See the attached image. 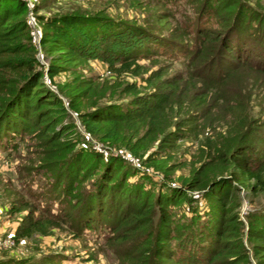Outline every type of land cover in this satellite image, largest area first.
Instances as JSON below:
<instances>
[{"label": "trees", "instance_id": "obj_1", "mask_svg": "<svg viewBox=\"0 0 264 264\" xmlns=\"http://www.w3.org/2000/svg\"><path fill=\"white\" fill-rule=\"evenodd\" d=\"M157 1L166 9L157 21L178 25L167 37L105 15L77 12L38 19L45 28L43 44L53 45L58 53L51 78L76 64L78 58L71 54L101 58L119 76H141L143 59L156 63L167 54L183 62L184 73L172 79L154 72L142 80L155 86L149 94L139 93L137 83L127 84L126 93L134 94L129 102L97 99L90 111L69 103L92 140L111 151L126 150L143 169L163 173L166 182L162 177L161 185L146 172L137 183L130 182L142 168L94 150L90 141L79 138L74 124L65 122L63 102L42 82L27 4L0 0V149L11 154L21 142L37 141L43 163L37 172L44 173L51 187L31 192L28 207L10 209L12 216L28 211L17 239L47 235L52 225L72 219L71 210L80 209L82 217L70 222L75 235L106 233L108 243L126 246L114 251L121 264H131L123 261L132 254L134 264H252L244 237L264 244V210L249 214L245 233L235 212L239 204L233 183L247 185L255 195L264 192V120L250 112L252 100L264 93V5L253 0H185L193 15L180 22L171 6L181 0ZM139 38L144 45L138 46ZM93 91L94 83L81 84L75 98L84 103ZM208 128L212 135L206 134ZM200 136L207 148L205 161L182 188L204 191L210 202L204 221L192 210L197 198L168 184L178 164L166 168L163 160L180 140ZM149 182L151 189L146 188ZM30 200L42 216L35 217ZM47 200L58 204V212L51 202L43 207ZM186 203H191L192 216L184 222L175 219L174 209ZM133 232L138 234L130 241ZM174 242L188 258L175 257ZM263 244L254 247L261 264ZM55 259L42 264H67L65 258Z\"/></svg>", "mask_w": 264, "mask_h": 264}, {"label": "rangeland", "instance_id": "obj_2", "mask_svg": "<svg viewBox=\"0 0 264 264\" xmlns=\"http://www.w3.org/2000/svg\"><path fill=\"white\" fill-rule=\"evenodd\" d=\"M253 1H258L264 5V0ZM25 3L29 8L27 22L32 37L31 43L34 45L36 58L40 64L38 68L44 73L42 82L63 102L68 113L67 117H65V122L74 124L75 130L81 134L79 138L83 141L85 140V142L87 140L90 141L94 150L102 151L108 157H119L132 167L141 169V163L126 150L111 151L99 141L92 140L85 132L78 113L69 107V103L72 102L81 108L84 107L85 111H90L94 106L91 103H94L97 99L100 103L110 101L129 102L133 99L134 94L126 93L127 84L137 83L140 88L138 90L139 93L149 94L155 86H148L142 80H146L154 72H162L163 80L172 79L184 73L185 65L183 62L181 60L176 61L175 56L170 57L167 54L166 56L157 57L158 61L156 63L143 59L141 60V76L136 77L129 74L119 76L101 58L89 56L80 58L78 55L71 54L70 58H78L76 64L69 68L66 67L64 71L51 78L49 75L50 67L57 64L55 57L58 56V53L53 49V45L43 44L45 28L43 23L39 21L38 16H45L49 19L60 14L77 12L90 15H105L116 20L135 24L138 27H145L146 30L150 28L155 34L166 37L178 25L173 21H170L168 25L157 21V15L166 12V9L160 6L157 0H29ZM39 5L40 9L37 11L36 7L38 8ZM171 12L180 22L186 21V15H193L192 7L185 0L179 1L174 6L172 5ZM213 26H215V23H213ZM139 40L140 38L137 42L138 46L144 45V42L139 43ZM132 45L134 46V44ZM87 82L94 83V91L89 95L88 100L83 103L81 99L79 101V99L75 98V92L78 86ZM81 90L86 91V87ZM257 96L251 102L252 110L250 112L253 117L264 120V93L259 91ZM85 102L89 103L90 106L86 105ZM224 129L226 130L227 127L224 126ZM219 130H223V128H219ZM209 131L206 133L207 135H212L214 132L213 130ZM261 135L264 138V128ZM203 139L204 136H200V139L188 137L180 140L176 143L174 149L163 155L166 168L178 164V167L170 173L168 184L172 188L184 190L192 198H197L196 202H192V210L200 212L202 221L207 219L206 214L210 212V202L203 197L204 191L192 192L184 187L182 188V186L194 177L196 169L203 166L204 155L207 152V148H204L201 142ZM12 152L9 154L5 150L0 149V264H5L3 262L8 260L9 262L21 261L25 264H42L43 261H51L54 258H56L55 260L65 258L67 264H121V259H118L115 252L116 250L119 251V249H125L126 246L119 245V243L112 244V241L108 243L106 233L98 231L97 233L89 234L88 237L75 235L70 222L82 217V210L80 211V209L71 210L72 219L68 223L52 225L47 235L35 234L30 238L17 239L18 228L28 211L12 216L10 209L13 207L21 208L24 205L28 207L26 202L29 201L31 192L41 193L43 185L46 188L49 187V189L51 187L49 185L50 182L48 183V178L43 175L44 173L41 172V175H39L37 172V168L43 166L41 155L39 154L41 149L37 141L21 142L20 148L16 152ZM142 170L143 172L131 178L130 182L137 183L138 178L146 172L158 185L163 183V173L160 174L145 168H142ZM164 180L166 182L165 177ZM88 183L90 181L86 184L88 185ZM147 184L146 188L151 189V183ZM233 184L237 188L235 195L237 196L236 202L239 204V208L235 209V212L239 214L240 220L244 223L245 232L249 222V214L264 210V192L255 195L246 188L247 185L245 187L236 182ZM49 189L44 192L49 193ZM154 199L155 196L151 200L150 205L154 203ZM50 202L53 206L52 210L58 212V204L54 205L55 201L47 200L42 203L43 207L46 204H50ZM30 203L32 206L29 209L35 211V217L42 216L43 212L35 208L34 201L30 200ZM190 204L186 203L174 209V218L183 219L184 222L187 217H191L193 213L190 210ZM137 234L133 232L130 241H133ZM244 244L249 250L251 263L261 264L262 257L254 250V247L263 243L249 241L247 236H245ZM173 245L177 252L176 258L188 256L186 250L182 249L180 244L174 242ZM195 253L200 254L198 252ZM134 258H136V255L132 254L129 260L124 259L123 262L128 261L134 264ZM162 264L171 263L163 262Z\"/></svg>", "mask_w": 264, "mask_h": 264}, {"label": "built area", "instance_id": "obj_3", "mask_svg": "<svg viewBox=\"0 0 264 264\" xmlns=\"http://www.w3.org/2000/svg\"><path fill=\"white\" fill-rule=\"evenodd\" d=\"M24 2H28L29 0H23Z\"/></svg>", "mask_w": 264, "mask_h": 264}]
</instances>
